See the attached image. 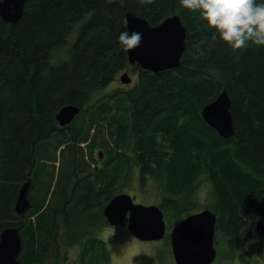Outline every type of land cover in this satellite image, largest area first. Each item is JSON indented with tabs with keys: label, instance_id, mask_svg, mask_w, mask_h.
<instances>
[{
	"label": "trees",
	"instance_id": "1",
	"mask_svg": "<svg viewBox=\"0 0 264 264\" xmlns=\"http://www.w3.org/2000/svg\"><path fill=\"white\" fill-rule=\"evenodd\" d=\"M127 12L151 25L179 14L188 33L182 63L158 73L133 65L134 87L98 97L130 64L118 41L128 31ZM224 88L235 127L229 137L202 116L203 106ZM66 104L81 112L62 127L55 116ZM97 145L106 158L92 171L87 153ZM50 150L65 152L56 188L63 195L57 205L70 200L67 218L110 201L136 172L141 192L157 182L158 205L173 224L210 208L229 234V246L244 248L255 219H264V46L232 50L213 40L199 12L180 0H26L16 23L0 19V233L20 228L21 264H41L48 255L57 207L56 196L49 197L55 184ZM75 159L72 176L81 182L69 199L63 181ZM28 178L41 196L20 223L24 215L13 214V205ZM102 255L94 248L93 264Z\"/></svg>",
	"mask_w": 264,
	"mask_h": 264
},
{
	"label": "water",
	"instance_id": "2",
	"mask_svg": "<svg viewBox=\"0 0 264 264\" xmlns=\"http://www.w3.org/2000/svg\"><path fill=\"white\" fill-rule=\"evenodd\" d=\"M26 0H0V19L16 23L23 12ZM128 32H140L142 39L138 47L127 50L131 65L158 73L181 65L187 45V27L179 14L166 17L157 25L131 12L126 14ZM123 83H130L128 71L120 75ZM231 97L226 88L202 108L204 120L223 137L235 133L231 114ZM81 112L76 104H66L56 113V120L62 127L73 122ZM103 154H100L102 157ZM31 180L24 181L18 190L14 209L24 215L30 205ZM104 215L111 225L127 220L128 229L140 240H158L165 236L167 228L164 212L158 204L137 203L127 192H121L106 204ZM217 214L210 208H203L177 222L171 230V247L176 264H212L217 250L214 244ZM264 220L260 219L257 229L262 230ZM23 240L18 226H7L0 233V264H21Z\"/></svg>",
	"mask_w": 264,
	"mask_h": 264
},
{
	"label": "rangeland",
	"instance_id": "3",
	"mask_svg": "<svg viewBox=\"0 0 264 264\" xmlns=\"http://www.w3.org/2000/svg\"><path fill=\"white\" fill-rule=\"evenodd\" d=\"M75 38L76 34H71L70 42L72 43ZM60 55L61 57L64 56L62 53ZM124 71H128L132 77V81L128 84L123 83L120 80V75ZM137 80L138 74L135 72L133 65L128 64L118 73L116 79L112 83L99 92L98 97L102 96L103 94L111 95L116 91H126L134 87L137 83ZM95 97L96 95H94V98ZM91 102H93V100ZM50 151L46 157L47 159L52 160H47L48 163L53 162L50 164L49 169L51 168L53 170V166H55V184H53L49 197L54 198L56 196L53 200L54 202L57 200V205L59 199H63V195L61 198H59L60 193L57 194L58 188H56V182L58 180L60 170L62 169V171H64L62 166L64 164L65 152H62V150L57 151V153ZM100 151H103L102 167L106 158L103 147L97 145L93 152L90 154L89 152L87 153V160L90 162L91 169H93L94 164H97L99 160H101L99 158ZM76 167L77 161L75 159L73 163V169H71L70 172H73ZM72 172L71 175L74 174ZM204 179L205 178H201V181H204ZM65 180L63 181V185ZM68 183L71 184L69 187L67 186V183L65 185L66 188H68L66 197L69 198L74 194L72 189L76 188L77 184L74 182L71 176L68 177ZM120 186L116 191V194L120 192H128L135 197L136 202L143 204H158L157 198L159 197V189L156 181L152 182L151 184L148 182L147 186H144L145 188L143 187V192H141L139 177L135 172L131 180L126 181V183ZM38 187L39 186L35 183L29 190V197L32 202L31 207L34 206V200L41 196ZM19 188L17 189V192ZM200 196L202 200L207 202L208 198H206L207 193H205V190L200 191ZM16 197L17 194L15 196L14 205ZM69 201L67 202L66 206H63V204L66 203L64 202L63 204L61 203L62 207L60 204H58L56 207L55 215L52 218V224L47 234L49 249L48 255L45 256L41 264H85L92 258V252H94V248H96V251L99 255H106L108 253V255H106L107 257L102 255L105 259L100 260V264H176L173 258L170 241V231L174 224L169 220L166 214H164L167 228L165 236L158 240L144 241L137 239L129 231L126 221L120 222L117 225L109 224L106 216L104 215V208L108 203V199H104L105 202L101 201L92 203L88 210L83 209L81 212L75 213L74 216L77 215L78 222L74 216L67 218V215H70L66 209ZM14 205L13 214H16L14 211ZM84 210L86 211L82 212ZM27 212L25 214H27ZM25 214L20 223H24V219L26 218ZM216 214L217 222L214 243L217 249V256L212 264H264V227L262 230L257 229V223L260 218H256L253 222L252 226L253 229H255V232L249 235L246 246L241 249H232L229 246L230 236L220 223L218 213ZM261 219L264 220L263 218ZM76 222L78 231L75 232V229L77 228L74 227V223ZM72 229H74V231ZM22 238L24 239L23 234ZM95 238L100 240V242L102 241V243L99 241L93 243ZM75 244H77L78 248L75 247ZM56 252H58L59 255H57ZM93 263H96V261L92 258L89 264Z\"/></svg>",
	"mask_w": 264,
	"mask_h": 264
},
{
	"label": "clouds",
	"instance_id": "4",
	"mask_svg": "<svg viewBox=\"0 0 264 264\" xmlns=\"http://www.w3.org/2000/svg\"><path fill=\"white\" fill-rule=\"evenodd\" d=\"M183 8L198 11L212 39L224 42L232 50L250 43L264 46V0H180ZM140 32H120L118 41L125 51L138 47Z\"/></svg>",
	"mask_w": 264,
	"mask_h": 264
},
{
	"label": "flooded vegetation",
	"instance_id": "5",
	"mask_svg": "<svg viewBox=\"0 0 264 264\" xmlns=\"http://www.w3.org/2000/svg\"><path fill=\"white\" fill-rule=\"evenodd\" d=\"M78 116V115H77ZM76 116V117H77ZM76 119V118H75ZM74 119V120H75ZM73 120V121H74ZM70 125V124H69ZM68 126V125H67ZM103 154V151H100L99 152V158L101 159V160H99V162L97 163V164H94V167H93V169H92V171H97L100 167H101V165H102V163H103V161H102V159H103V156L102 157H100V154ZM72 178H73V180H74V182L76 183V184H80V178L79 177H76V176H72V175H70ZM65 182L68 180V175H67V177H65ZM71 184H68V187L70 186ZM72 191H74V188L72 189ZM66 202V201H65ZM109 202V201H108ZM126 222H127V220H126ZM71 226V225H70ZM50 242V241H49ZM75 247L76 248H78L77 247V244H75Z\"/></svg>",
	"mask_w": 264,
	"mask_h": 264
},
{
	"label": "bare ground",
	"instance_id": "6",
	"mask_svg": "<svg viewBox=\"0 0 264 264\" xmlns=\"http://www.w3.org/2000/svg\"><path fill=\"white\" fill-rule=\"evenodd\" d=\"M31 206V205H30ZM30 208V207H29Z\"/></svg>",
	"mask_w": 264,
	"mask_h": 264
}]
</instances>
